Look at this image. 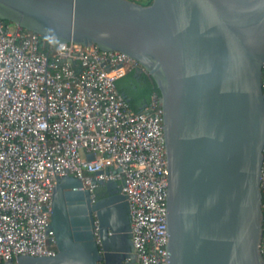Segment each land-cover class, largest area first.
Wrapping results in <instances>:
<instances>
[{
  "label": "water",
  "instance_id": "1",
  "mask_svg": "<svg viewBox=\"0 0 264 264\" xmlns=\"http://www.w3.org/2000/svg\"><path fill=\"white\" fill-rule=\"evenodd\" d=\"M0 19L60 44L120 52L154 81L167 264H264V0H0ZM98 185L105 196L91 203L77 179L57 180L55 255L5 264H121L132 251L128 205L117 183Z\"/></svg>",
  "mask_w": 264,
  "mask_h": 264
},
{
  "label": "built area",
  "instance_id": "2",
  "mask_svg": "<svg viewBox=\"0 0 264 264\" xmlns=\"http://www.w3.org/2000/svg\"><path fill=\"white\" fill-rule=\"evenodd\" d=\"M39 37L0 19V264L55 255L51 199L66 177L81 183L91 203L99 182L117 183L132 248L121 264H167L161 100L152 94L135 112L117 89L128 73L146 72L120 52ZM261 91L264 99V64Z\"/></svg>",
  "mask_w": 264,
  "mask_h": 264
},
{
  "label": "trees",
  "instance_id": "3",
  "mask_svg": "<svg viewBox=\"0 0 264 264\" xmlns=\"http://www.w3.org/2000/svg\"><path fill=\"white\" fill-rule=\"evenodd\" d=\"M151 0H147L142 6L149 5ZM5 25H9L7 21H3ZM22 32H27L21 29ZM42 43H47L45 37H39ZM117 89L120 94L124 95L125 100H129L127 103L131 110L138 112L146 105L152 94H156L160 97L159 90L157 89L154 81L147 75V73H135L131 72L125 75L117 82ZM96 200L105 196L103 187H99L95 193ZM262 205H264V191H262Z\"/></svg>",
  "mask_w": 264,
  "mask_h": 264
},
{
  "label": "clouds",
  "instance_id": "4",
  "mask_svg": "<svg viewBox=\"0 0 264 264\" xmlns=\"http://www.w3.org/2000/svg\"><path fill=\"white\" fill-rule=\"evenodd\" d=\"M45 39L48 42L53 43V44L59 43V41L55 37H52V36H46ZM60 47H63V45L61 44Z\"/></svg>",
  "mask_w": 264,
  "mask_h": 264
},
{
  "label": "rangeland",
  "instance_id": "5",
  "mask_svg": "<svg viewBox=\"0 0 264 264\" xmlns=\"http://www.w3.org/2000/svg\"><path fill=\"white\" fill-rule=\"evenodd\" d=\"M128 1H131V2H134L136 4H145V2H147V0H128Z\"/></svg>",
  "mask_w": 264,
  "mask_h": 264
}]
</instances>
